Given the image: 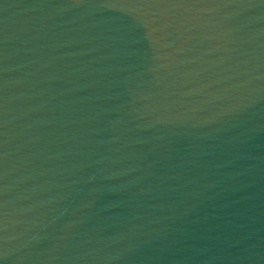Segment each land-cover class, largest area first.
<instances>
[{"label": "water", "instance_id": "obj_1", "mask_svg": "<svg viewBox=\"0 0 264 264\" xmlns=\"http://www.w3.org/2000/svg\"><path fill=\"white\" fill-rule=\"evenodd\" d=\"M0 264H264V0H0Z\"/></svg>", "mask_w": 264, "mask_h": 264}]
</instances>
